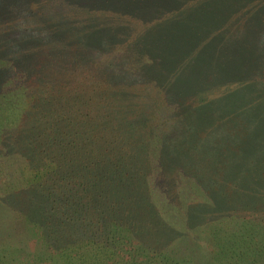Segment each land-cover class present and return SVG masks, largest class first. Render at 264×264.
Masks as SVG:
<instances>
[{
  "label": "trees",
  "instance_id": "1",
  "mask_svg": "<svg viewBox=\"0 0 264 264\" xmlns=\"http://www.w3.org/2000/svg\"><path fill=\"white\" fill-rule=\"evenodd\" d=\"M85 1L0 0V211L22 217L27 239H36L27 253H18L24 251L19 247L0 251V264H176L172 256L151 262L160 256L156 245L139 241L148 220H162L155 237L171 236L174 225L188 220L185 202L198 201L197 211L205 210L213 196V212L236 202V212L244 214L242 238L227 243L230 256L236 249V264H264V133L256 127L253 132L252 117L236 126L233 112H223V122L211 126L219 113L204 112L200 90H212V78L200 79L206 74L196 63L180 65L192 58H183L178 43L164 42L177 62L163 65L154 61L159 38L147 48L131 42V26L116 27L114 44L102 30L96 34L101 0L93 10L98 14L87 13L88 22L81 15L76 22L72 12L57 20L45 14L79 9ZM132 1L112 0L109 6L117 10ZM218 12L206 24L221 33L207 37L216 39L207 49L212 57H224L217 45H227L236 32V17L226 11L218 19ZM184 18L172 14L166 20L184 31L191 23ZM254 18L251 48L241 62L224 64L242 74L237 82L256 106L264 98V10ZM180 71L187 79L176 76ZM189 77L199 84L183 95L179 91L192 86ZM224 80L220 75L214 85ZM242 112L247 116L251 109ZM189 141L190 150L176 151L177 142L187 147ZM237 146L240 166L233 161ZM187 150L193 156L180 159ZM207 156L214 160L205 173ZM230 183L239 185L233 197L221 191ZM172 202L185 208L177 218ZM208 221L214 235L231 224ZM107 251L112 257L97 261Z\"/></svg>",
  "mask_w": 264,
  "mask_h": 264
},
{
  "label": "rangeland",
  "instance_id": "2",
  "mask_svg": "<svg viewBox=\"0 0 264 264\" xmlns=\"http://www.w3.org/2000/svg\"><path fill=\"white\" fill-rule=\"evenodd\" d=\"M235 1L236 9H233L234 7L231 6L232 4L230 5V0H133L130 7L126 6V8L111 10L109 5L112 0H101L100 10L102 11V15H96L99 12H93V10L97 7L98 0H88L85 1L79 9H69L54 13L49 11L45 12V14L50 15L52 17L51 19L57 20L59 17L65 16L67 12H72L76 16V22L80 18V15L85 22H88L86 20V17H88L87 13L95 14L96 17H100V19L97 28L93 27L94 31L97 34L102 30L104 33L108 34L110 40L107 39V41H110V44H114L112 37L115 35L114 30L116 27L131 26V28L135 31L131 42H136L139 46L148 48L152 44L155 45L159 38L160 41H158L157 44L158 57L154 58V61L163 65H168V62L170 61L177 62L175 61V57H173L167 50H164L167 48L164 45V42H168L169 40L172 44L178 43V45L184 47L182 48L183 58H192L191 61H185L184 63L181 62L180 65L187 69L190 65L196 63V67L201 71H204L206 74V76L200 79H204L208 82V79L212 78V81L208 82V87L213 86V89L207 91L206 89L200 90L201 94L206 95V102L203 104L204 112L207 111L208 115H215L219 113V115L215 118V121L211 120L213 121L211 126L214 127L223 122V112H226L225 116H228L227 113L233 112V115L235 116L234 120H236V126H244L252 117L248 124H252L253 132H255L256 127L259 133H264V98L261 99L256 106L254 104L251 105L250 97H248L249 92H247L242 83L237 82L242 74L231 72L232 70H229L230 67L225 65L231 64L230 62H235V64L241 62L242 57H240V55L251 48L250 44L252 42V38L249 35L252 34L253 31H256L254 24L256 23V19L254 16H256L257 11H260L261 8L264 10V0ZM68 5L69 3L63 7ZM217 10H220V12H218L219 15H217L218 19L228 11L236 17V25L233 28L234 30L236 29V32L235 35L231 36L234 38L231 41L227 40V45H223L220 42L217 45V48L220 49L219 56L224 55V57H212V54L207 50L212 47L211 44L216 40L213 37L207 40L210 32H212L216 38H218L217 34L221 35L220 32L215 30L208 31V29H206V24L210 21L209 16L212 17ZM172 14H182L185 17V23L191 22L190 25L187 26L188 29L178 31L176 28H172V24L167 23L166 20V17ZM116 17L120 18L117 19ZM155 22L157 23L156 25ZM154 26L155 29L159 28L158 34L155 31ZM226 26L224 29L228 30ZM57 27L62 30L63 34L65 29L60 25H57ZM100 27L105 29H101ZM40 30L43 31V28ZM29 35L32 37L31 32ZM101 38H104L102 33ZM161 41L162 43L160 44ZM246 73H250V70ZM220 75H223L225 80L220 86H215L214 79ZM176 76H183V79H187L186 72L180 71L176 74ZM189 80L192 81V86H187L188 89L183 87L179 91L183 95L187 92L191 94L192 92H196L193 89L198 86V79L189 77ZM246 106L251 109V112L247 113V116H242V111ZM206 119H209V117ZM233 122L234 121L232 120L231 123ZM227 123H230V121ZM245 131L246 130L241 131V133H244ZM193 144L194 141H189L185 144L187 147H184L177 142L176 151L179 152L187 148L189 149ZM239 146L236 147V154L233 156V161L236 160L238 166L242 165V163L236 158L242 157L241 155L243 154H240L241 152H239ZM189 150L182 153L180 155V159L193 156V152ZM213 160L214 159L211 156H207L202 159L203 171L205 173L209 168L208 165L211 164ZM230 165L231 164H229L228 167ZM200 168L202 170L201 165ZM232 179L236 182V175ZM164 186V188H167V183H164ZM226 186L227 187H223L226 190H221L222 192L231 194L230 197H233V194L237 195L239 189L238 184L230 183ZM3 187L4 186H2V188ZM171 199L167 202L171 201ZM216 199V196L211 197L213 202L208 201L206 203L205 210L203 208L200 211H197V208L201 207L198 205V201L190 200L187 201V203L185 202L186 210L183 212L187 213L188 220H182L181 222H178L177 225H174V234L171 236L165 234L159 239L155 237V230L161 227L162 220H148L149 224L146 225L145 228L147 235H142V238H139V241H146L151 245H156L154 248L156 249V253L160 256L158 259L152 258L151 262L158 263V261L168 259L166 257L172 256L169 259H173L176 264H236V249L234 251V255L230 256L232 253H228L227 243L234 240V238H242L239 235L244 227L242 222V220H244V214L236 212V202L231 205L229 204L225 208L219 207L215 212H213V209L215 208L213 203ZM170 206L171 212L176 218L179 211L184 208L183 203L181 204L178 202H172ZM189 206L191 210L187 212ZM15 217L16 214L14 213H10L5 210L0 211V251L7 248L6 250L8 253L10 250L13 251L11 248L16 249L19 247L20 250L24 251L18 253H27V250H30L32 245L31 243L36 241V239H33L32 242L27 239L28 237L30 238V236L25 220H20L22 217L17 219H15ZM205 220H221L231 224L229 225L228 230L214 235L212 231L213 224L211 221L206 223ZM140 221L142 222V220ZM232 227L236 231L235 236H233ZM194 234L197 236H191ZM127 235L129 237L132 236L129 232L126 233V236ZM131 238H133V243L138 240L137 236H132ZM167 250L170 251L168 252ZM18 253H16L15 257H17ZM111 254L112 252L110 251L103 252L97 261L102 259L107 260V257H112ZM17 259L24 263L25 260H27L23 257ZM10 261L14 262V259ZM90 261L94 260L91 259Z\"/></svg>",
  "mask_w": 264,
  "mask_h": 264
}]
</instances>
